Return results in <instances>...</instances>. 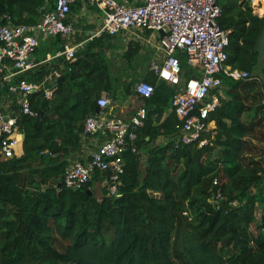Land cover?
<instances>
[{
	"label": "trees",
	"instance_id": "obj_1",
	"mask_svg": "<svg viewBox=\"0 0 264 264\" xmlns=\"http://www.w3.org/2000/svg\"><path fill=\"white\" fill-rule=\"evenodd\" d=\"M46 1L0 0V25L37 21ZM215 1L229 31L226 63L251 74L263 18L250 0ZM178 57L183 70L186 58ZM101 61L92 53L71 62L53 98L33 93L36 115H18L23 153L0 155V264H264V210L256 217L264 206V79L222 77L199 146L177 143L169 105L181 84L146 78L154 92L139 96L147 114L135 150L129 144L122 155L120 195L101 186L98 196L92 180L79 189L57 184L84 119L111 86ZM97 175L101 181L99 172L91 179Z\"/></svg>",
	"mask_w": 264,
	"mask_h": 264
},
{
	"label": "built area",
	"instance_id": "obj_2",
	"mask_svg": "<svg viewBox=\"0 0 264 264\" xmlns=\"http://www.w3.org/2000/svg\"><path fill=\"white\" fill-rule=\"evenodd\" d=\"M76 0H48L40 8L41 15L33 23L0 25V87L7 84V93L15 97L18 112L9 114L0 110V155L4 158L19 157L23 134L17 122L20 113L35 116L30 105L33 93L41 92L44 99H52L57 88L58 69L47 72L40 80L31 82L23 73L34 67L32 55L39 37H66L73 30L69 19L72 4ZM102 11L103 19L98 32L114 35L129 29H147L157 32L159 47L164 53L160 66H154L158 79L169 85L180 84L181 64L178 57L184 55L186 64L195 72L189 76L172 96L171 108L177 117V143L198 145L209 129L208 116L220 103L222 77L234 80L252 78L246 70L227 65L229 31L218 23L221 8L215 0H141L139 4H124L119 0H88ZM258 3V2H257ZM77 46L65 45L59 52L67 60L76 56ZM134 91L143 98H150L154 86L138 81ZM110 101L105 94L96 99L99 112L86 116L83 133L89 136L101 134L103 141L85 161H73L63 171L62 184L79 189L91 180L95 172L104 174L103 185L108 193L119 196L120 175L124 171L123 153L136 138V129L146 118V107L138 106L129 118L110 116L106 113ZM264 104V100H263ZM214 184L216 182L214 181Z\"/></svg>",
	"mask_w": 264,
	"mask_h": 264
},
{
	"label": "crops",
	"instance_id": "obj_3",
	"mask_svg": "<svg viewBox=\"0 0 264 264\" xmlns=\"http://www.w3.org/2000/svg\"><path fill=\"white\" fill-rule=\"evenodd\" d=\"M49 1L45 3L48 6L51 4ZM119 1L124 4H139L141 2V0ZM259 3L262 4V7H259ZM251 6L253 12L262 17L264 0H260L257 4L253 3ZM37 13H40V10ZM69 19L73 24V30L68 36L39 37V44L32 55V61L35 65L23 73V76L34 82L52 69H58L61 73L60 76H62L70 72L69 64L71 62L82 61L87 54L94 53L102 59L101 62L106 66L107 78L112 81L109 89L102 90L99 94H105L110 101L106 113L110 116L129 118L135 109L143 104L139 95L134 91L133 85L135 83L130 90H126L125 87L128 86L129 81L137 82L157 76L154 66H160L164 60V53L159 47L160 35L152 30L138 28L124 30L114 35L98 34L102 25L103 14L100 9L90 5L88 0H76L72 4ZM65 45L77 46L76 56L73 60H67L59 54ZM0 69L4 72L9 70L8 68L4 69V64H0ZM194 72L195 70L185 64L181 71L180 84H183L188 78L187 76H192ZM169 108H171V104ZM0 110L9 114L17 113L15 97L7 92L0 93ZM102 141L101 134L89 136L82 131L79 134V145L69 149L66 157L69 164L73 161H87L92 151ZM18 151L20 154L23 153L22 145ZM97 184L104 186L103 179Z\"/></svg>",
	"mask_w": 264,
	"mask_h": 264
},
{
	"label": "water",
	"instance_id": "obj_4",
	"mask_svg": "<svg viewBox=\"0 0 264 264\" xmlns=\"http://www.w3.org/2000/svg\"><path fill=\"white\" fill-rule=\"evenodd\" d=\"M262 18H263V25H262L261 31L258 34V37L254 44V51L256 52V68L251 73V76L256 78L257 80L264 79V13L262 15ZM69 76H70V72L65 73L64 75L60 76L57 79L56 83H59L62 79L69 77ZM99 111H100V108L96 106L95 112H99ZM62 182H63V179L60 178L57 186L61 187ZM87 192L91 193V190L88 189ZM213 195L214 196L216 195V188L213 189Z\"/></svg>",
	"mask_w": 264,
	"mask_h": 264
},
{
	"label": "rangeland",
	"instance_id": "obj_5",
	"mask_svg": "<svg viewBox=\"0 0 264 264\" xmlns=\"http://www.w3.org/2000/svg\"><path fill=\"white\" fill-rule=\"evenodd\" d=\"M253 2V0H250V3H251V5L253 4L252 3ZM262 4L261 3H259V7L261 6ZM262 7V6H261ZM263 11V10H262ZM262 15H263V12H262ZM182 69V68H181ZM188 74V73H187ZM190 76V75H189ZM189 76H187V77H189ZM139 81H146V82H149L150 83V81H148V80H139ZM138 82V81H137ZM137 82H134V80L133 81H129L128 82V86L126 87V88H129V90L131 89V86L135 83H137ZM134 84V85H135ZM152 84V83H151ZM133 85V86H134ZM125 88V89H126ZM127 90V89H126ZM178 91V90H177ZM148 105V104H147ZM149 107V106H148ZM251 115V113L247 116V117H249ZM169 138L167 137V138H165V137H160L159 139H158V141L159 142H161V143H163V142H165V141H167ZM35 164H38V162L36 161L35 162ZM101 175V174H100ZM103 177V176H102ZM97 178H98V175L97 176H95L93 179H91L93 182L92 183H94L93 184V186H94V191H95V194L96 195H98V196H101V194H102V187H101V185L100 184H97L98 182H100V181H97ZM100 178H101V176H100ZM103 179V178H102ZM102 179H100V180H102ZM99 180V179H98ZM264 208V206L263 205H261L260 204V206H258L257 207V210H256V217L257 218H259V216H260V213L264 210L263 209ZM251 229H252V231L254 232V233H256V232H258V228H257V222L256 223H254V224H252V226H251Z\"/></svg>",
	"mask_w": 264,
	"mask_h": 264
},
{
	"label": "bare ground",
	"instance_id": "obj_6",
	"mask_svg": "<svg viewBox=\"0 0 264 264\" xmlns=\"http://www.w3.org/2000/svg\"><path fill=\"white\" fill-rule=\"evenodd\" d=\"M260 0H254L253 3L254 4H257V2H259Z\"/></svg>",
	"mask_w": 264,
	"mask_h": 264
}]
</instances>
